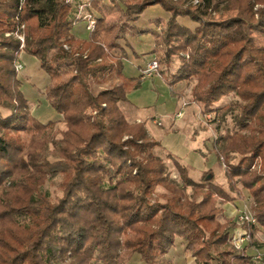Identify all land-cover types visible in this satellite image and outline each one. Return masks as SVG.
<instances>
[{
  "label": "trees",
  "instance_id": "obj_1",
  "mask_svg": "<svg viewBox=\"0 0 264 264\" xmlns=\"http://www.w3.org/2000/svg\"><path fill=\"white\" fill-rule=\"evenodd\" d=\"M204 1L194 9L183 7L186 0L124 1L122 23L129 29L147 8L160 7L169 18L157 74L170 88L195 79L192 98L202 115L219 116L222 98L240 100L238 130L217 138L216 155L227 163L231 192L238 185L249 192L255 224L221 221L217 199L236 197L208 173L192 180L169 155L178 188L153 156L158 142L143 123L127 122L120 105L140 88L142 75H124L119 42L127 44L126 34H112L97 0H0V264H127L134 255L144 264H170L164 257L177 238L195 264H253L248 245L236 250L232 238L239 229L250 243L258 231L264 237V48L248 36L250 26L264 31V0ZM82 4L95 21L91 32L77 17ZM212 11L236 15L213 21ZM79 24L87 39L75 35ZM23 25L20 50L14 35ZM21 52L49 78L45 100L64 124L52 149L47 130L54 121L33 118L15 71ZM174 57L179 65L168 73L162 66ZM57 176L61 194L52 200L40 188ZM158 187L165 193L151 203Z\"/></svg>",
  "mask_w": 264,
  "mask_h": 264
},
{
  "label": "rangeland",
  "instance_id": "obj_2",
  "mask_svg": "<svg viewBox=\"0 0 264 264\" xmlns=\"http://www.w3.org/2000/svg\"><path fill=\"white\" fill-rule=\"evenodd\" d=\"M124 1L128 0H118L115 3H111L109 0H97V7L99 8V15L101 14L107 23L112 28L114 27L112 34L117 31L118 35H121L122 30L125 32L127 44L119 42V46L127 47V53L122 61L124 64L123 72L126 76H136L139 73L138 69H136L138 65L146 68L151 60L158 62L157 58L162 53L159 42L169 14L164 12L160 7L147 8L139 19L133 23V26L131 24L130 28L126 29L127 25L122 23L125 21L122 18ZM180 1L173 0V2ZM197 2L195 4V0H186L183 7L190 6L194 9L195 6L203 7L205 4L204 0H197ZM84 9L81 15L86 14ZM235 15L236 12L233 11H212L208 15V18L213 21H223ZM177 23L191 30L195 27L187 18H178ZM22 33L25 37L24 28ZM146 34L149 36H146ZM6 36L8 35L6 34ZM248 36L250 44L264 48V31L250 26ZM154 39L157 40L156 46L158 48L156 47L153 58L149 55L142 57L141 53L147 49L148 42ZM112 54L118 56L120 53L119 51H112ZM18 60L22 63L23 70L17 73V75L22 81V91L28 101L27 107L31 115L40 123L45 124L48 121H54L53 126L47 130V135L51 139L49 147L52 149L53 142L61 139L64 124L60 120L62 118L57 115L45 100L44 91L48 85L49 78L40 70L36 59L26 55L25 52L20 53ZM178 65V59L174 57L170 66H162V68L166 69L167 67L166 70L170 73L175 71ZM156 74L154 73V75ZM141 75L147 78L143 73ZM154 80L156 82L151 80L142 81L140 88L129 93L127 99L129 105L136 110V114L144 122L145 130L151 136L149 138L158 142V146L153 148L152 153L153 156L160 158L165 163L170 173L169 179L178 188H183L179 172L173 164V158L185 168L184 170H186L188 177L192 180L199 182L204 174L208 173L212 176L214 183L227 188L236 197L234 203H224L222 199H217V207L223 211V218H220L221 221H225L226 219L236 221L240 212L247 215L253 214L254 204L249 192L241 189L239 185L237 186L239 192H231L227 185V170L224 166L227 163L224 161V156L218 159L216 155L217 138L238 130L235 127L239 116L237 106L240 100L238 97L233 94L222 98L216 105L217 108L221 109L219 116H216V113L202 115L200 104L194 102L192 98V92L196 85L195 79L176 85L174 87L176 90L175 94L171 92L170 87L164 81L159 79ZM120 106L127 122L133 124L129 117L130 114L126 110V104H121ZM178 113L179 117H177ZM155 119L158 122L154 121ZM169 155L172 158L168 157ZM229 158L233 162V160L237 159V156L231 155ZM253 170L259 171V166H255ZM60 179L61 177L57 176L55 179L48 180L40 190L52 200H55L61 194V190L59 189ZM163 193L165 191L161 187H158L155 194L151 196L150 202L153 203L157 198L156 196ZM187 195H192L190 188L187 189ZM229 205L232 207H229ZM175 240V245L164 257L165 260L169 261L170 264H195L189 255L184 252L182 240L178 238ZM262 243L264 244V237L258 231L245 251H247L248 255L252 256L255 252L250 249L260 244L262 245ZM255 261L258 262L255 264L264 263V255H256ZM127 264L144 263L140 261L139 256L134 255Z\"/></svg>",
  "mask_w": 264,
  "mask_h": 264
},
{
  "label": "built area",
  "instance_id": "obj_3",
  "mask_svg": "<svg viewBox=\"0 0 264 264\" xmlns=\"http://www.w3.org/2000/svg\"><path fill=\"white\" fill-rule=\"evenodd\" d=\"M70 1V0H67ZM198 3L197 0H195V4ZM83 7H85V4L79 5L78 6V12H77V17L78 19L81 18L82 20H84L87 24L86 29L89 30L90 32L93 31L94 29V25H95V21H93V18L91 15L89 14H85V15H81L82 10L84 9ZM24 28V25L21 26L18 30L17 33H15V37L16 39L20 42V50L23 49L24 46V36L22 33V30ZM19 58V57H18ZM15 71L17 73H20L23 70V65L22 63L19 62V60L17 59V61L15 62ZM158 72V62L156 60H151L146 68L144 69V71L142 72L146 77H150V75H153L154 73ZM179 113L177 114V117H179ZM237 225L241 226V224L243 223H250V224H255V220L253 219V214H245V213H241L237 216ZM250 235L248 232L243 231V230H237V232L235 233V235L232 238V245L234 246V248L236 250H241L243 248V246L248 245L250 243Z\"/></svg>",
  "mask_w": 264,
  "mask_h": 264
},
{
  "label": "crops",
  "instance_id": "obj_4",
  "mask_svg": "<svg viewBox=\"0 0 264 264\" xmlns=\"http://www.w3.org/2000/svg\"><path fill=\"white\" fill-rule=\"evenodd\" d=\"M74 33H75V35L79 38H81V39H87L88 38V34H87V32L85 31V29H84V26H83V24H79L75 29H74ZM146 36H149L148 34H146ZM122 42V41H121ZM120 42V43H121ZM156 44H157V40H153V41H149L148 42V46L146 47L147 49V52H146V50H145V52H142L141 53V56L142 57H147V55H149V56H151L152 58H153V56H154V51H155V49H156ZM121 48H122V51L126 54L127 52V47H123V46H120ZM120 53V52H119ZM145 68V67H144ZM144 68H142L140 65H138L137 66V68L136 69H138V74H136V76L138 77V76H141V74H142V71L144 70ZM124 73V72H123ZM125 75V74H124ZM126 76V75H125ZM135 75L134 76H127V77H136ZM154 79H159V80H161V81H164L163 79H162V77L159 75V74H156V75H150V77H147V78H144V77H142V81H147V80H151V81H154V82H156V80H154ZM171 89V92H174V93H176L175 91V89H174V87L173 88H170ZM126 110L129 112V114H130V119H131V122L132 123H135V122H137V123H143L144 124V122L142 121V119L139 117V115H137L136 114V110L131 106V105H129V103H126ZM153 118H155V117H153ZM152 118V119H153ZM154 121H156V122H158L157 121V119H155ZM154 124V123H153ZM145 125V124H144ZM156 125V124H155ZM148 136H150L149 135V133H148ZM151 137V136H150ZM229 207H232V206H230L229 205ZM261 245V244H260ZM251 251H254L255 253H254V255H252L254 258H253V263L255 264V263H258V262H256L255 261V256L256 255H264V244L262 243V245H261V247L260 248H257V247H255V248H253V249H250ZM247 252V251H246ZM260 264H264V263H260Z\"/></svg>",
  "mask_w": 264,
  "mask_h": 264
}]
</instances>
